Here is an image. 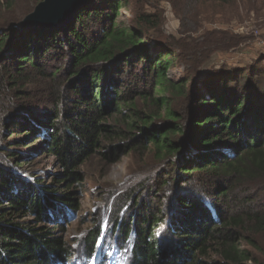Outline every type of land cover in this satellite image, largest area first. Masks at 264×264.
Wrapping results in <instances>:
<instances>
[{"label":"trees","instance_id":"trees-1","mask_svg":"<svg viewBox=\"0 0 264 264\" xmlns=\"http://www.w3.org/2000/svg\"><path fill=\"white\" fill-rule=\"evenodd\" d=\"M131 4L89 0L60 27L17 32L33 7L0 0V131L19 134L17 147L35 138L63 168L48 185L0 166V264H71L74 256L93 264L97 255V264L112 256L125 264H264L263 75L225 66L243 64L228 59L238 36L209 30L189 63L199 69L218 56L222 72L212 70L202 86L190 72L171 78L182 59L175 51L186 46L162 37L163 10ZM122 8L134 12L127 22ZM133 150L167 166L155 185L156 194L168 189L166 209L135 199L123 219L118 205L110 228L88 233L77 253L55 226L24 219L33 213L64 228L79 210L80 167L96 154L115 162ZM213 254L218 261L205 259Z\"/></svg>","mask_w":264,"mask_h":264},{"label":"rangeland","instance_id":"rangeland-1","mask_svg":"<svg viewBox=\"0 0 264 264\" xmlns=\"http://www.w3.org/2000/svg\"><path fill=\"white\" fill-rule=\"evenodd\" d=\"M17 1H19V7L22 6L24 10H27L32 7L34 9L41 0ZM132 1L131 5L142 7L146 12H153L156 7L163 10L165 21L161 29L162 37L177 39L186 46V50L182 51L183 54L175 51V54L181 55L182 59L178 60V64L170 69L171 78L178 80L185 75L187 77L190 72V77H194L196 84L202 86L212 70L222 72L223 63L218 56L212 62L200 65L199 69L195 66L193 69L189 63L193 59L191 50L196 44L203 41V37L208 35L209 30L223 32V34L229 32L236 34L238 37L233 36L237 38L234 40H239L240 43L228 51V59L232 61L240 59L237 63L243 64L240 66L227 62L225 66L228 65L232 69H236V67L246 69L248 73H250V68H254V73L263 75L262 81L256 83L258 84L257 88L260 86L259 89L264 90V68L262 67L264 65V44L262 42L264 40V0H235L232 5L223 8H220L218 0H175L178 12L173 9L169 0ZM120 11L121 21L127 22L134 15L130 8H122ZM205 15L213 17L212 19L215 18V20L217 18V20L212 23H204L202 19ZM226 45H229V42L224 41L221 44V46ZM190 52L191 54H189ZM185 58L186 62L183 61ZM12 115V113L9 114L8 118ZM116 119L120 118L116 117ZM11 133V130L6 131V129L0 131V166L7 170L17 169V173L24 181L27 178L34 180L41 177L44 184H53L55 175L63 170L59 157L46 152L39 142L35 144V138L31 139L30 143H34V145L14 146L11 143L14 142V137L19 134ZM7 152L17 156L9 158ZM112 159L111 157L108 160L104 156L96 154L80 167L83 176L80 177V184H75L74 188L80 205L79 210L69 218L64 228H57L59 224L53 221L49 224L38 223L37 217L33 213L25 216L24 219L32 224H39L50 229L55 226V236L66 239L77 253L82 251L81 245L88 233L101 225L104 230L110 228L109 223H111L118 205L120 206L118 211H124L123 216L120 215L123 219L132 216L135 199L146 201L148 205L152 206V211L157 207L166 209L168 200L163 198V195L168 189L156 194L158 189L155 185H158L162 179L161 175L164 174L167 166L159 164L152 151L133 150L122 154L115 162H111ZM186 190L191 191L188 186ZM128 195H132L131 201ZM159 231H163V226L158 229ZM98 257L99 255L95 257L93 264H97ZM76 258L74 256L70 263L79 264ZM205 259L218 261L219 257L213 254L206 256ZM111 264H125V261L121 259L116 261L112 256Z\"/></svg>","mask_w":264,"mask_h":264},{"label":"water","instance_id":"water-1","mask_svg":"<svg viewBox=\"0 0 264 264\" xmlns=\"http://www.w3.org/2000/svg\"><path fill=\"white\" fill-rule=\"evenodd\" d=\"M89 0H41L16 23L17 32L40 31L60 27Z\"/></svg>","mask_w":264,"mask_h":264},{"label":"built area","instance_id":"built-area-1","mask_svg":"<svg viewBox=\"0 0 264 264\" xmlns=\"http://www.w3.org/2000/svg\"><path fill=\"white\" fill-rule=\"evenodd\" d=\"M262 42H263V44H264V40H263Z\"/></svg>","mask_w":264,"mask_h":264}]
</instances>
